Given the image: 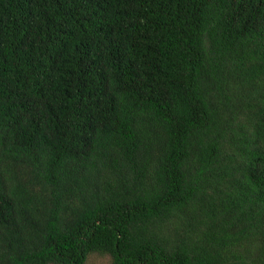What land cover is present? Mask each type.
Returning a JSON list of instances; mask_svg holds the SVG:
<instances>
[{"label":"trees","instance_id":"1","mask_svg":"<svg viewBox=\"0 0 264 264\" xmlns=\"http://www.w3.org/2000/svg\"><path fill=\"white\" fill-rule=\"evenodd\" d=\"M264 264V0H0V264Z\"/></svg>","mask_w":264,"mask_h":264},{"label":"rangeland","instance_id":"2","mask_svg":"<svg viewBox=\"0 0 264 264\" xmlns=\"http://www.w3.org/2000/svg\"><path fill=\"white\" fill-rule=\"evenodd\" d=\"M85 264H110V258L106 255L91 254Z\"/></svg>","mask_w":264,"mask_h":264}]
</instances>
